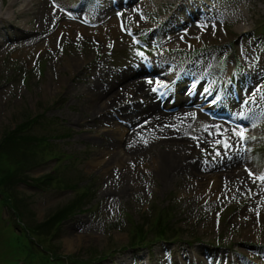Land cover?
I'll list each match as a JSON object with an SVG mask.
<instances>
[{
	"label": "rangeland",
	"instance_id": "374dc122",
	"mask_svg": "<svg viewBox=\"0 0 264 264\" xmlns=\"http://www.w3.org/2000/svg\"><path fill=\"white\" fill-rule=\"evenodd\" d=\"M62 2L78 14L70 22L76 21L80 31L64 28L60 41L53 37L1 53L0 264H264V181L256 179L264 175V0H144L138 15L121 11L131 12L137 0H107L106 8H97L100 0ZM101 11L106 20L120 21L122 30L101 36L105 24H82L81 16L95 18ZM193 23L198 26L188 27ZM128 28L143 49L134 45ZM187 32L193 33L190 41ZM173 34L177 41L168 42ZM144 52L150 53V63L143 60ZM72 56L81 64L72 63ZM96 70L116 89L150 79L154 98V85L172 84L170 104L187 94L195 99L190 105L199 117L197 104L218 101L217 109L238 119L241 128L234 127V133L242 130L244 139L210 137L198 149L194 166L204 172L202 167L216 165L226 150L237 152L250 167L241 168L248 185L219 192L210 178L190 185V173L162 185L147 156L128 160L127 168L107 167L108 143L116 142L115 151L132 149L150 144L154 135L128 134L134 119L124 120L126 105L107 113L114 126L97 119L91 133L81 128L80 113ZM142 97L132 104L146 103ZM142 110L149 112L144 105ZM143 118L140 112L135 121ZM188 122L185 139L195 144L204 126ZM212 123L214 132L228 125L221 119ZM21 127L40 144L30 140L27 147L42 156L31 155L23 165L22 154L12 155L13 136ZM118 127L127 131L116 140L111 129ZM94 159L102 160L99 167L90 165Z\"/></svg>",
	"mask_w": 264,
	"mask_h": 264
},
{
	"label": "bare ground",
	"instance_id": "6f19581e",
	"mask_svg": "<svg viewBox=\"0 0 264 264\" xmlns=\"http://www.w3.org/2000/svg\"><path fill=\"white\" fill-rule=\"evenodd\" d=\"M106 1L107 0H100L99 4H102L101 7H106ZM130 1L132 0H116V3L120 2L119 4H126ZM137 1L139 2L133 4L136 6L131 12L125 9H122L121 11L126 12L128 15L140 14V4L144 0ZM66 7L67 6L62 0H1L0 60L3 59L1 53L5 50L9 51L13 49H22L27 46L32 47L41 45L51 42L53 37H55V40L60 41V39H62L64 28L80 31V26L76 21H74V23L70 22V20L77 19L78 15H76L73 9ZM206 10L209 12V17L215 19L211 8ZM107 11L110 13L109 10ZM66 12L69 13L66 15ZM214 13L217 15L219 14L218 12ZM203 14L204 11L201 15ZM102 15V12H100L99 19H97L98 22L104 19ZM64 16H66L65 19L68 20L67 22L66 20L64 21ZM220 20L222 19H219L218 21L220 22ZM182 24H184V22ZM55 26H58V28L53 32ZM135 26L138 28L139 24L135 23ZM191 26L196 27L198 24L193 23L188 27ZM177 28L178 27H170L169 30L172 31ZM241 29L242 28L240 27L237 31L240 32ZM82 30L87 31L84 28H82ZM121 30L120 21L115 22L109 20L105 25L99 28V33L102 36V34H105L107 31L114 36ZM192 34L189 32L184 33V36L188 37L186 40L190 41L189 39L192 37ZM176 36L177 35L173 34L166 40L168 42L177 41L175 39ZM4 39L7 40L5 42H18H15L16 44H8L2 42ZM78 61L80 65L81 61L77 57L72 56V63H77ZM85 65H87V63H85ZM156 69H158V67ZM138 70L144 71L143 66H140ZM153 70H155V68H153ZM95 74H97L94 77L96 81H93L90 86L87 87L86 105L80 113V120L78 123L81 128H84L87 132L91 133V123L97 119H99L102 125L114 126L115 122L110 119V115L108 114V116L107 113L113 111L117 107L126 105V107L122 109L125 113V116H123L124 120L134 119L135 121L140 118V112L143 113L144 118L135 122L133 121L129 131L124 128L121 129L120 127H118V129H111L115 139H123L126 131L130 135L133 134L140 136L141 134H146L148 132L154 135L150 144L140 145L139 147L132 149L127 147L126 149H118L115 151L117 146L115 144L116 142L111 141L108 143L106 146L107 155H109L106 162L107 167L114 166L116 169L127 168L128 166H126V163L128 160L136 161L139 157L143 158L144 156H147L152 163L153 170L156 171L154 175L160 180L162 185H169L171 182L180 178V175L186 173H190V176L192 177L190 185L196 183L200 186L203 180L210 178L215 182L214 189L219 192L225 190L240 191L244 186L248 185V180L243 174L244 171L241 170L242 166H248L245 163H241L243 162V158H240L237 152L229 154V150H226L216 165L202 167L204 172L213 169L214 172L211 173L212 175H201L205 173L194 166V164H196L195 156L197 155L198 149L201 151L202 147L209 142L208 140L210 137L213 138L214 136L224 135L228 138H235L234 127L223 125L216 128L217 133L214 132L215 127L212 122L215 119L213 120V118L204 114L200 117L197 116L195 114L197 112H194L193 110V105H190L195 99L191 96L188 98L187 94L180 95L176 100L177 102H173L171 107L167 106L170 104L172 98H169L166 101L164 99L167 106L165 105V108L162 107L161 102L154 98L153 93L150 92L148 88V80L150 79H146L145 77L135 79L116 89L113 85L115 82L113 84L112 82L107 83L105 80L101 79V71L98 70ZM101 80L107 83L106 86L99 82ZM142 96H145L146 103L144 102L139 105L132 104L137 98H143ZM143 105L149 110L148 113H144L142 110ZM158 107H160V109ZM165 109H169V111ZM210 110L215 113L221 112L220 109L215 107ZM188 121L202 123L204 126L203 131L201 132L203 136L195 140V144L187 143L185 139V126L189 123ZM101 163L102 160L94 159L90 162V165L92 167H99ZM246 170H250V167L246 168ZM249 173L250 171H248L246 175L248 176ZM122 181L125 182L129 180H127L126 176H123ZM127 187L128 186H126V188ZM65 245L67 248H70L71 246L70 242H67Z\"/></svg>",
	"mask_w": 264,
	"mask_h": 264
},
{
	"label": "trees",
	"instance_id": "16d2710c",
	"mask_svg": "<svg viewBox=\"0 0 264 264\" xmlns=\"http://www.w3.org/2000/svg\"><path fill=\"white\" fill-rule=\"evenodd\" d=\"M33 121H35V119H31V120H29L27 123L28 124H30V127L29 128H31L32 127V123H33ZM28 124H25L26 126L28 125ZM21 130H18L17 129V134L20 136H18L17 134H14V135H16V136H13V143L15 144L14 146H13V148L15 147V152H14V154L12 153V155H17V154H22V158L21 159H24V160H21V164L23 165L24 163H22V162H24L26 159H29L30 161L32 160V156L31 155H33V156H35V154H37L36 152H33V148L34 147H27V145H26V143H28V144H31V142H30V140H34L35 141V143H34V146H39L40 144H39V142H36V138L33 136V135H31V136H28V135H26L28 132H26L25 131V128L23 129L22 127L20 128ZM29 141V142H28ZM43 141V140H42ZM23 145V146H22ZM41 150V148H36V150ZM42 156H39L38 154H37V156H36V158H41ZM19 161V160H18ZM19 180H21V178H19ZM6 201V200H5ZM6 204L7 205H9L8 203H7V201H6ZM76 205H72V206H70L69 208L70 209H72V208H74ZM70 209L68 210V212H67V215H66V217L68 216V218L70 217V215H71V213H72V210L70 211ZM19 241H21L22 242V244H24V247H26V244H25V242H23L22 240H19ZM19 241H18V244H19V246H20V243H19ZM134 245V244H133ZM46 259V258H45Z\"/></svg>",
	"mask_w": 264,
	"mask_h": 264
},
{
	"label": "snow or ice",
	"instance_id": "6c2138e0",
	"mask_svg": "<svg viewBox=\"0 0 264 264\" xmlns=\"http://www.w3.org/2000/svg\"><path fill=\"white\" fill-rule=\"evenodd\" d=\"M153 90L155 91L156 89H153ZM234 135L238 136L241 141L244 139V133H243L242 130L235 132ZM217 143H223V147H225V148H229L230 147V145L227 142L217 141ZM249 175L252 176L253 174L252 173H249ZM256 179H259L261 181H264V175L259 176V177H256Z\"/></svg>",
	"mask_w": 264,
	"mask_h": 264
}]
</instances>
